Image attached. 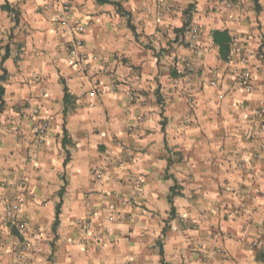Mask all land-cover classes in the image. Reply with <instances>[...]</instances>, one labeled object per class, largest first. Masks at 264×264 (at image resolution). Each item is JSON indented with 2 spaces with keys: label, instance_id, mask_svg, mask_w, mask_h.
I'll list each match as a JSON object with an SVG mask.
<instances>
[{
  "label": "crops",
  "instance_id": "obj_1",
  "mask_svg": "<svg viewBox=\"0 0 264 264\" xmlns=\"http://www.w3.org/2000/svg\"><path fill=\"white\" fill-rule=\"evenodd\" d=\"M112 1L74 0L85 72L50 0H0V264H264V0Z\"/></svg>",
  "mask_w": 264,
  "mask_h": 264
},
{
  "label": "built area",
  "instance_id": "obj_2",
  "mask_svg": "<svg viewBox=\"0 0 264 264\" xmlns=\"http://www.w3.org/2000/svg\"><path fill=\"white\" fill-rule=\"evenodd\" d=\"M48 11L52 12L51 21L55 26L61 27L66 32H70L73 34L74 38L69 46V55L75 61L76 64H79L83 71L89 70L90 59L91 57L87 53L85 42L82 38L83 33L86 31L85 24L77 19L74 14V0H50L48 3ZM198 33V28L194 27L192 30L193 37L195 39L196 34ZM193 45H195L193 43ZM239 55L244 60L247 56L248 52L245 48L242 49V43H240ZM97 58V56H93V59ZM183 70L187 73H193L195 71V66L190 60H186L183 63ZM34 79L39 82L42 80V77L39 73H34ZM91 86L95 89L100 87V80L97 78L90 79ZM238 84L242 87L246 92H252L254 89L253 84V74L250 70H245L241 72L238 77ZM36 112H39L38 110ZM49 126L48 119H41L38 121L35 132L40 135V140L42 141L47 129ZM101 175V172H98ZM23 203V197H19L18 200L12 202L8 205V213L11 217L17 215L20 211ZM20 227L24 229L25 224L21 223ZM219 235L216 234L215 237Z\"/></svg>",
  "mask_w": 264,
  "mask_h": 264
},
{
  "label": "trees",
  "instance_id": "obj_3",
  "mask_svg": "<svg viewBox=\"0 0 264 264\" xmlns=\"http://www.w3.org/2000/svg\"><path fill=\"white\" fill-rule=\"evenodd\" d=\"M100 4H106V3H112V4H118L115 1L112 0H96ZM4 8H9L7 4L3 5ZM184 28V27H183ZM182 28V29H183ZM181 29V30H182ZM213 41L216 45L220 47V53L222 58L227 59V55L230 53L231 45L233 43V37L230 35L228 30H215L212 32ZM7 58V55L3 57L2 60H5ZM5 74L6 70L3 69V74L0 75V111H2L4 107V94H5V88L3 86V81L5 80ZM69 98L68 89L65 87V101L67 102ZM65 143V140H64ZM171 201V197H170ZM58 214H59V207H58ZM58 224V217L56 218L55 226ZM161 253L163 254V250H161ZM169 264V263H164Z\"/></svg>",
  "mask_w": 264,
  "mask_h": 264
},
{
  "label": "rangeland",
  "instance_id": "obj_4",
  "mask_svg": "<svg viewBox=\"0 0 264 264\" xmlns=\"http://www.w3.org/2000/svg\"><path fill=\"white\" fill-rule=\"evenodd\" d=\"M47 5H48V3H47Z\"/></svg>",
  "mask_w": 264,
  "mask_h": 264
}]
</instances>
